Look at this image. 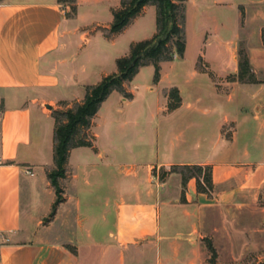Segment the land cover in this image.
I'll return each mask as SVG.
<instances>
[{
    "label": "crops",
    "instance_id": "0c3cea01",
    "mask_svg": "<svg viewBox=\"0 0 264 264\" xmlns=\"http://www.w3.org/2000/svg\"><path fill=\"white\" fill-rule=\"evenodd\" d=\"M121 1L76 0L69 18V7L58 0H0V264H203L206 235H230L232 226L246 223L237 222L238 212L260 200L264 0H187L186 22L198 16L206 34L202 70L196 62L189 69L191 89L171 83L180 106L169 111L167 89L165 105L146 107L143 119L124 98V107L104 114L110 96L90 130L94 147L70 152L60 180L63 201L52 216V112L82 101L86 87L116 73L117 60L140 41L120 49L145 16L106 37ZM144 12L155 25L141 40L157 31L156 7ZM242 55L249 64L245 81L239 79ZM164 79L161 74L159 83ZM156 115L171 121L158 129ZM159 137L166 139L164 149ZM193 165L212 168L214 190L198 193L190 179L183 202L181 174L161 180L159 173Z\"/></svg>",
    "mask_w": 264,
    "mask_h": 264
},
{
    "label": "trees",
    "instance_id": "16d2710c",
    "mask_svg": "<svg viewBox=\"0 0 264 264\" xmlns=\"http://www.w3.org/2000/svg\"><path fill=\"white\" fill-rule=\"evenodd\" d=\"M60 4L69 7L67 17L72 18L77 13L76 0H58ZM147 6H155L157 11L155 35L147 40L133 43L130 53L117 60L118 71L107 75L96 85L87 86L82 101L71 105L62 103L61 109L54 110V164L55 168L48 173V179L56 191V202L52 209V216L63 201V187L60 180L67 174V164L70 152L78 147H94L95 136L90 130L93 121L102 104L109 96L117 91L126 100H132L133 94L126 85L131 82L140 69L148 65L155 68L154 82L161 79V64L170 62L176 57H183L186 50V6L187 0H122L121 7L113 11V23L105 31L109 39L121 34L130 24L141 16ZM264 43V30L262 32ZM201 65L198 69L202 70ZM249 64L242 55L240 60V81H245ZM169 111L177 109L181 104L179 90L171 88L167 92ZM156 173V169L154 170ZM173 173L182 176V201H185V189L190 179H196L198 193L210 195L214 190L212 168L210 166H173L169 170L162 168L159 173L161 180H165ZM212 258L210 264H216V251L210 246Z\"/></svg>",
    "mask_w": 264,
    "mask_h": 264
},
{
    "label": "rangeland",
    "instance_id": "374dc122",
    "mask_svg": "<svg viewBox=\"0 0 264 264\" xmlns=\"http://www.w3.org/2000/svg\"><path fill=\"white\" fill-rule=\"evenodd\" d=\"M145 16V17H144ZM143 18V26L135 29L134 32L128 34L120 42V49H126L127 43L131 39H140L148 36L150 31H152L155 23L150 14H146L144 12L141 16L136 18L130 26H133L136 20ZM199 18L189 16V21L187 18V22L185 25L186 32V50L183 57H179V60H172L170 62H164L166 64H161L163 70H161V74L165 76V79L161 83L154 82L155 68L153 65H148L146 67L141 68L139 74L129 82V92L133 94L132 99V107L133 110L140 109V118L143 119L147 116L146 107L149 110L155 111L157 107H162L165 105L164 93L170 87H176L177 85H172L171 83H177L181 87L191 89V85H186V80L188 77L189 69H193V65L199 67L200 63V54L201 49L204 46L206 40V34L203 29L199 25ZM129 26V27H130ZM137 41V42H140ZM136 43V42H135ZM133 44V43H132ZM131 44V45H132ZM131 45L128 46V54L130 53ZM124 55L127 56L128 54ZM123 56V57H124ZM153 87L156 89L155 93H150L148 91L149 87ZM168 91V90H167ZM117 92V91H114ZM119 93V92H118ZM112 93L109 97L110 99L104 104L103 113L110 114L115 109L118 108L120 102L123 101V95L121 93ZM125 99V98H124ZM123 104V103H122ZM103 105V104H102ZM52 106V105H51ZM119 107H124L120 105ZM54 108V106H52ZM151 110V111H152ZM111 119L107 118L109 123ZM155 125L158 129L165 128L167 123L171 121V119H166L165 116L156 115V119H153ZM153 123V124H154ZM152 127H154V125ZM46 132L50 135V121L45 120ZM113 127L109 128V131H112ZM149 128H147L148 130ZM166 139L164 137L158 138V148L161 149L166 144ZM155 150L157 151L156 147ZM152 150H149V158L151 156ZM95 214H98L101 210L100 208L93 210ZM238 221L243 222L244 224H236L232 226V233L229 234H213L209 233L202 240L204 245L206 246V260L203 264H210L212 253L210 252L209 247L212 246L216 251V264H264V191L260 197V200L254 205L252 208L247 210H241L237 214ZM237 230V232L235 231ZM245 232V235H240L238 231ZM231 252V253H230ZM234 254H233V253Z\"/></svg>",
    "mask_w": 264,
    "mask_h": 264
},
{
    "label": "water",
    "instance_id": "95a60500",
    "mask_svg": "<svg viewBox=\"0 0 264 264\" xmlns=\"http://www.w3.org/2000/svg\"><path fill=\"white\" fill-rule=\"evenodd\" d=\"M48 109H52L51 106H47Z\"/></svg>",
    "mask_w": 264,
    "mask_h": 264
},
{
    "label": "built area",
    "instance_id": "2783aa9c",
    "mask_svg": "<svg viewBox=\"0 0 264 264\" xmlns=\"http://www.w3.org/2000/svg\"><path fill=\"white\" fill-rule=\"evenodd\" d=\"M28 174H31L30 172H28Z\"/></svg>",
    "mask_w": 264,
    "mask_h": 264
}]
</instances>
